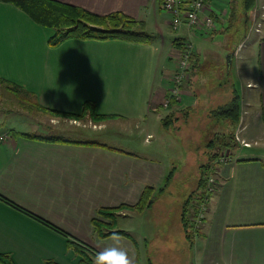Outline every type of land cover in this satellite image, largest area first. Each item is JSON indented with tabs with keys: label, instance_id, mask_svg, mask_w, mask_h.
Masks as SVG:
<instances>
[{
	"label": "crops",
	"instance_id": "obj_1",
	"mask_svg": "<svg viewBox=\"0 0 264 264\" xmlns=\"http://www.w3.org/2000/svg\"><path fill=\"white\" fill-rule=\"evenodd\" d=\"M54 1L99 16L122 13L143 22L155 41L142 45L68 40L49 48L51 30L34 24L14 6L0 3V78L32 94L40 112L78 114L84 102H92L98 115L114 116L100 122L98 131L113 121H141L146 138L152 137L148 133L155 122L152 115L160 122L155 112L171 89L178 64L172 70L160 65L171 60L177 63L180 55L172 44L166 54L162 52L170 24L160 0ZM218 3L225 4L227 18L228 1L210 0L209 6ZM212 12L218 31L225 21ZM253 15L263 27L264 0H255L245 19L247 31L242 41H236L238 50L230 47L229 66L235 70L232 80L240 97V120L234 130L237 150L229 161L214 164L212 176L218 187L210 197L203 227L192 246L182 243L191 252L192 264H264V33L256 29L259 23L253 22ZM180 29L183 35L176 38L184 42L200 36L185 26ZM252 29L257 35L254 39L248 37ZM213 31L205 35L211 37ZM250 38L252 76L242 81L243 42ZM194 52L200 57L195 48ZM183 89V103H177L180 109L196 103L193 92ZM4 132L11 138L0 146V197L10 203L0 200V255L8 256L12 264H79L70 247L73 241L96 254L110 243V237L101 239L95 234L92 220L97 210L135 205L143 189L160 187L171 168L161 160L91 139L70 140L88 145L57 144L19 135L33 134L29 132ZM120 214L117 220L130 216ZM116 229L130 235L128 226L116 223ZM157 237L149 240L150 250L163 247L166 238L157 241ZM122 238L135 264H148V237L140 232L137 239ZM149 253L156 264L168 263ZM172 263L177 264L175 258Z\"/></svg>",
	"mask_w": 264,
	"mask_h": 264
},
{
	"label": "rangeland",
	"instance_id": "obj_2",
	"mask_svg": "<svg viewBox=\"0 0 264 264\" xmlns=\"http://www.w3.org/2000/svg\"><path fill=\"white\" fill-rule=\"evenodd\" d=\"M205 4L207 5L208 10L207 12H204V15H210L214 10V13L216 11L218 12V15L220 16V19L222 21H226V17L224 16V13H226L225 4L218 3L216 4V6L211 7L209 6V3ZM253 17H251V19L253 20V22L257 23V21L254 20L256 18ZM167 20L170 21V18L167 17ZM260 25L261 23L256 26V29L259 30V32L262 31V33H264V26L261 27ZM218 30H220V28H218ZM246 31L247 30H245L244 25L236 23L229 30L225 31L222 34L217 33L213 37H209V35H198V37L192 40V42L187 43L191 46L193 52L194 48L199 52L201 57V65L200 70L197 71V74H199V76H195V79L197 80H190L191 85L193 84L191 86L192 89L188 90L187 86H190L189 80L183 81L182 89L184 88V91H191L198 96L196 99L197 104L193 105L192 107L188 125L182 127V130L180 129L179 132L165 131L164 129H162L159 125V122L157 121L156 115H152V118H155V122L150 125V129L148 132L152 133V137L146 138L147 132L143 130L144 126L142 127L141 121H113L111 123H107V127L104 130L98 131L100 122L92 121L90 117H86L83 120H67L48 112H40L37 109L36 105L30 100V98L24 99L23 97H17L16 95L9 92L4 85L0 86V130L2 132L8 130L29 132L33 134L46 135L47 137L57 136L75 141L91 139L92 141L105 143L110 147L116 148L118 150L130 151L143 157L158 159L159 161L161 160L167 163L168 167L177 168V171L179 170L183 177L176 178V176L179 177V175L178 173L177 175L175 174V179L173 180V183L171 185L172 190L169 189L171 193L164 194L163 196L158 197L153 206L150 207V209L146 210L143 215H138L130 211H122L130 214V216L128 217L129 219L120 218L117 220L118 217H121L120 213L122 212H120L116 216L117 225L123 228H127L128 226L131 237L137 239L139 233L143 232L148 237V243L146 244L149 248V240H152L153 237L158 236L156 238V240L158 241L161 237L167 238L168 236H172L173 233H176L175 230H173L176 227V214L180 210V205L185 200L186 195L189 194V188L193 189L195 185V177L193 171H197L195 165L197 163V160L201 156H197V154H195V152L199 150L197 149V147L201 146L203 142L212 139L216 135L220 136L222 134H230L233 129H236V127L233 128V126L227 127L226 124L222 122L217 123V121H214L213 119L208 117V113L209 110L215 109L225 100L226 90L224 86L218 88L217 84L219 80H222L223 72L224 74L230 73L229 81H233L232 79L234 78L233 76L235 70L232 68V66L227 67V56L231 52V49L233 48L232 46L235 45L236 41L243 40V36H245ZM167 35L168 36H166L165 38V49L162 51L163 54H166L168 52L167 50L176 39V36H182L183 32L180 28L174 31L170 27L167 28ZM256 36L257 35L253 29L250 31V34H248V37H251L253 39ZM183 43L186 42L183 41ZM243 43L246 44L245 49L241 53L244 57V61L242 60L240 66V75L242 77V81L252 76V73H249L251 72V70L249 69V63L253 54L252 39H248L247 42L245 41ZM184 47L186 51L187 48L186 46ZM230 47L232 48L230 49ZM181 56L182 54L180 53L177 63L174 62L175 60H171V63H167L165 66H163V63H161L160 67H166L170 70L176 68V65L179 64ZM176 70H174V72ZM187 76L189 79L188 72ZM171 79L173 80V77ZM195 82H197L196 86L194 84ZM211 90H214V92H217V94L212 99H209L205 95V93ZM180 91L181 89L178 90L179 95L177 103H183ZM218 93L220 96L218 95ZM218 96L220 99H218V101H215ZM165 101L166 100L163 101L162 105L155 112L160 115L161 119L172 110L170 109V107L164 106ZM54 128L58 131H51ZM218 142L219 141H217V143ZM222 154H228V157L230 158L232 152L224 150L222 151L221 155ZM212 171L211 174L207 178H205V180H207L209 177H212ZM178 183H189V185H177ZM204 196L205 189L202 199H206L204 198ZM195 214L196 212H194V218ZM154 229L155 231L157 230L156 233H154ZM176 236L178 238V234ZM182 242V239H177L176 249L178 251V254H176V258H174L176 259L177 264H192L193 257L191 256V252L189 249H183ZM161 264L165 263L161 262Z\"/></svg>",
	"mask_w": 264,
	"mask_h": 264
},
{
	"label": "trees",
	"instance_id": "obj_3",
	"mask_svg": "<svg viewBox=\"0 0 264 264\" xmlns=\"http://www.w3.org/2000/svg\"><path fill=\"white\" fill-rule=\"evenodd\" d=\"M210 0H204L205 3H209ZM228 1V16L225 21V25L220 27V30H214L213 37L215 34H222L225 31L229 30L236 23L245 25V19L249 16L250 12L254 9L255 0H227ZM0 3H6L14 6L15 8L22 11L30 20L45 29L51 30L52 35L47 40V45L49 48H57L62 43L68 40H77V41H120L131 44H142L149 45L154 42V36L147 33L144 30L143 22L125 16L122 13H111L105 16H99L92 13H89L83 9L76 8L61 2L54 0H0ZM210 16L217 22L216 16L213 12ZM215 22V24H216ZM172 45L177 48L181 54L185 52L186 43H183L182 40L176 38ZM236 46V43L234 46ZM188 74L189 79L187 81L195 79L197 71L200 70V57L195 52H191L188 61ZM224 77H223V75ZM222 80L218 81L217 87L221 88L224 86L226 90L225 100L218 105L215 109L209 110L208 117L214 121L222 122L226 126L237 127L240 120V97L235 89L234 82L229 81V74L222 73ZM197 80V79H195ZM190 81V86L188 89H192ZM230 83H229V82ZM195 82V86H196ZM6 86L7 90L17 97L27 98L35 104L34 96L26 92L20 86L7 82L4 79L0 78V86ZM183 84L179 86L182 89ZM194 91V90H193ZM209 93V94H208ZM217 92L211 90L206 92L205 95L212 99L216 96ZM219 95V93H218ZM193 96L197 99V94L193 93ZM220 96V95H219ZM219 96L215 101H218ZM165 100L168 101V107H170L171 112L165 115L159 125L165 131H175L179 132L182 130V127H185L189 123V116L192 112V107H186L180 109L177 107V101L170 96L169 92L166 95ZM197 104L196 103L194 105ZM48 113L59 116L67 120H83L86 117H90L92 121L102 122L108 119L114 118V116H101L95 112V107L92 102H84L80 113L71 114L58 112L54 110H48ZM212 115V116H210ZM210 120V119H209ZM222 125V124H220ZM234 130L229 134H222L220 136H214L212 139L203 142L201 146H198V151L195 152L199 157V161L196 163V170L193 171L195 180L193 189L189 188L188 195H186L185 200L180 205V210L177 212L175 234L172 236L163 237L166 238V241H171L169 244H161V248H153L150 250L146 244L147 251V263L156 264V261L151 256L150 252H153L154 257L158 258L161 256L162 259H168L170 264L173 261V258H176L178 254L177 239H182L183 242L187 245H193V239L195 236H198L199 230H194V212H196L197 205L201 202L203 198V193L205 189V183L207 178L212 171V168L215 162L220 157L222 151L235 152L237 150V144L234 138ZM21 137L42 141L47 143H57V144H70V145H88L87 143L74 142L69 139H64L57 136L44 137L36 136L34 134H19ZM220 138V139H219ZM219 139V140H218ZM217 141H219L217 143ZM217 143V144H216ZM178 173L179 177L176 176ZM176 174V175H175ZM176 178H181L183 175L177 168H171L162 185L158 188H153L151 186H146L138 202L133 206H119L112 209H98L96 212V217L92 220V226L94 228L95 234L98 238L104 239L112 235L113 232L118 233L121 237L131 239V236L124 232L116 229V216L122 211H130L138 215H142L146 210L150 209L153 206L158 197L163 196L164 194L171 193L173 180ZM185 178V177H184ZM187 186L189 183L177 184ZM192 185V184H190ZM0 200L10 203L8 200L0 197ZM34 217V216H32ZM35 218V217H34ZM39 220L38 218H35ZM40 221V220H39ZM108 221V223L106 222ZM42 222V221H40ZM50 228H54L48 223L42 222ZM178 230L180 233L178 234ZM178 234V238L177 235ZM177 238V239H176ZM174 240V241H173ZM163 243V242H162ZM169 247V249H164ZM174 246V247H172ZM70 247L79 257V264H93V259L95 253L88 247L78 244L76 242H70ZM166 254V255H165ZM170 261V263H169ZM0 264H12L8 256L0 255ZM45 264H53L46 262ZM161 264V263H160ZM173 264V263H172Z\"/></svg>",
	"mask_w": 264,
	"mask_h": 264
},
{
	"label": "built area",
	"instance_id": "obj_4",
	"mask_svg": "<svg viewBox=\"0 0 264 264\" xmlns=\"http://www.w3.org/2000/svg\"><path fill=\"white\" fill-rule=\"evenodd\" d=\"M161 10L170 18L169 24L172 30H178L180 27L185 26L188 30H191L194 34L199 33L205 35L210 33L212 30H215L216 24L214 19L208 14L204 15V12H207V5L204 0H160ZM187 50L182 54L178 68L173 74L172 87L169 90L170 96H172L176 101H178V90L179 86L183 84V81L188 79L187 70H188V60L189 55L192 52L191 46L186 45ZM168 105V101H165L164 106ZM9 133L2 132L0 133V146L5 144L10 140ZM245 145V144H244ZM247 147V145H245ZM228 154H222L218 158V163H225L229 161ZM216 162V163H217ZM217 183L214 180L213 176L209 177L206 180L205 186V196L201 202L197 205L196 214L194 218V227L195 230H199L203 227L205 215L208 209V203L210 197L214 194L217 189ZM209 199V200H208Z\"/></svg>",
	"mask_w": 264,
	"mask_h": 264
},
{
	"label": "clouds",
	"instance_id": "obj_5",
	"mask_svg": "<svg viewBox=\"0 0 264 264\" xmlns=\"http://www.w3.org/2000/svg\"><path fill=\"white\" fill-rule=\"evenodd\" d=\"M109 240L110 243L95 254L93 264H135V257L130 255L118 233L113 232Z\"/></svg>",
	"mask_w": 264,
	"mask_h": 264
},
{
	"label": "water",
	"instance_id": "obj_6",
	"mask_svg": "<svg viewBox=\"0 0 264 264\" xmlns=\"http://www.w3.org/2000/svg\"><path fill=\"white\" fill-rule=\"evenodd\" d=\"M230 57H231V54L227 56V60H226V62H227V67L230 65V62H229Z\"/></svg>",
	"mask_w": 264,
	"mask_h": 264
}]
</instances>
